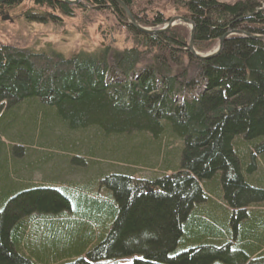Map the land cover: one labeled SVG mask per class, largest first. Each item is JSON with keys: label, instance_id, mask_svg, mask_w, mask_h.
Here are the masks:
<instances>
[{"label": "trees", "instance_id": "1", "mask_svg": "<svg viewBox=\"0 0 264 264\" xmlns=\"http://www.w3.org/2000/svg\"><path fill=\"white\" fill-rule=\"evenodd\" d=\"M33 1L30 21L91 6L127 20L113 0ZM122 1L145 27L168 20ZM169 2L194 23L198 52L228 32L255 36L230 34L206 59L184 26L128 24L123 49L105 29L111 43L70 57L0 42V264H264V9ZM71 167L89 173L46 179Z\"/></svg>", "mask_w": 264, "mask_h": 264}, {"label": "rangeland", "instance_id": "2", "mask_svg": "<svg viewBox=\"0 0 264 264\" xmlns=\"http://www.w3.org/2000/svg\"><path fill=\"white\" fill-rule=\"evenodd\" d=\"M20 1L21 3L19 6L11 7L10 10H8L13 21H3L0 18V42L4 44L29 48L34 51L52 48L66 57H70L72 54L80 51L94 52L100 50L102 45L111 43L109 39L105 38L106 35L103 30H110V28H113L110 33V37L112 38L113 45L115 47L123 49L124 47L133 46V38L127 28L129 20L119 17V13H117V15L113 13L110 14L108 11H105L103 7L95 9V7L91 6L88 11L84 12L81 8H79L76 10L77 14L72 17L60 15L62 19H60L59 22L51 20L49 22L40 23L39 20L30 21L24 17V13L30 11L31 9H33L31 11L33 14H37L36 12H39V14L41 13L34 1ZM145 1L146 0H135L137 3L143 2L142 10L145 8H148L153 12L159 10L168 20H171L175 16H180L179 13L181 14V11L176 9V7L169 2V0H158V2L151 7H148L145 4ZM227 1L234 2L235 0ZM80 2L82 3L83 0H80ZM259 2L261 5L260 9L263 10L264 0H259ZM107 6L112 9L111 5L108 4ZM136 7L138 6L136 5L134 8ZM168 22L158 27H145L142 24L140 25L149 31H158L163 28L169 29L170 27L175 26H184L188 30L190 29V25L180 23V21H175L171 26H169ZM75 162L72 163L73 166L79 167ZM69 166H71L70 162L67 168ZM106 166L110 169H114L110 167L109 163H106ZM69 169H71L74 173L70 174L69 172L71 170H62L61 172H54L48 175L46 179L62 175L63 172L69 174L65 177L62 176L64 179L83 181L84 174L89 173L84 171H75L73 167ZM155 170L158 171L157 168H152L150 166H140L137 169V173L150 175ZM43 177L45 176H41L40 174L38 175V179ZM119 262L122 263V260H119ZM109 263L115 264L116 262L111 261Z\"/></svg>", "mask_w": 264, "mask_h": 264}, {"label": "water", "instance_id": "3", "mask_svg": "<svg viewBox=\"0 0 264 264\" xmlns=\"http://www.w3.org/2000/svg\"><path fill=\"white\" fill-rule=\"evenodd\" d=\"M10 0H0V8H3L4 7V4L9 2ZM63 1L64 3H67V4H77L79 2V0H61ZM115 1L117 4L120 5V7L126 12V14L128 15V19L130 21V24L136 28L137 30L139 31H142L144 33H158V31H149L145 28H143L142 26H140L136 20L133 18L131 12L129 11V9L126 7V5L124 4V2L122 0H113ZM2 19L3 20H12L10 15L9 14H4L2 16ZM175 21H180V22H184L186 24H189L191 25V36H190V42L188 44V50L195 56H198L199 58L201 59H206V58H210L214 55H216L217 53H219L222 49V45H223V42L225 40V38L227 36H229L230 34H240V35H247V36H250V37H254L255 35H252V34H247L245 33L244 31H232V32H228L226 33L224 36H222L219 40V45L218 47L213 51V52H210V53H207L205 55L203 54H199L195 49H194V46H193V42H194V23L189 20V19H185L183 17H179V16H176V17H173L170 22H169V26H171ZM258 37L260 39H263L264 40V36H259Z\"/></svg>", "mask_w": 264, "mask_h": 264}, {"label": "bare ground", "instance_id": "4", "mask_svg": "<svg viewBox=\"0 0 264 264\" xmlns=\"http://www.w3.org/2000/svg\"><path fill=\"white\" fill-rule=\"evenodd\" d=\"M62 176H66V175H61V176H57V177H55V179L53 180V181H55V180H57V182H58V179H60V178H63ZM67 178V177H66ZM84 179V178H83ZM65 181H68V182H74L73 180H68V179H66V180H62L61 182H65ZM78 182H81V181H78ZM96 192V191H95ZM97 193H99V194H102V193H104L103 191H97Z\"/></svg>", "mask_w": 264, "mask_h": 264}, {"label": "flooded vegetation", "instance_id": "5", "mask_svg": "<svg viewBox=\"0 0 264 264\" xmlns=\"http://www.w3.org/2000/svg\"><path fill=\"white\" fill-rule=\"evenodd\" d=\"M10 5L9 4H6L5 6H4V8H3V10L4 11H6V12H9L8 10H10ZM2 13V9H0V14Z\"/></svg>", "mask_w": 264, "mask_h": 264}]
</instances>
